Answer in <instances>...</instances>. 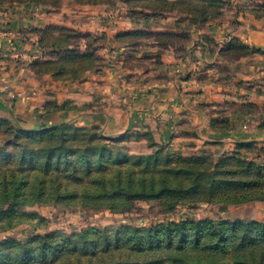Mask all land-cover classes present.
Segmentation results:
<instances>
[{
    "label": "crops",
    "instance_id": "obj_1",
    "mask_svg": "<svg viewBox=\"0 0 264 264\" xmlns=\"http://www.w3.org/2000/svg\"><path fill=\"white\" fill-rule=\"evenodd\" d=\"M125 1L0 2V119L27 130L77 122L107 137L147 130L187 154L264 167V14L232 0L187 41L165 40L180 30L137 19ZM57 50L88 58L79 75L55 73ZM227 214L264 220V200L231 204Z\"/></svg>",
    "mask_w": 264,
    "mask_h": 264
},
{
    "label": "rangeland",
    "instance_id": "obj_2",
    "mask_svg": "<svg viewBox=\"0 0 264 264\" xmlns=\"http://www.w3.org/2000/svg\"><path fill=\"white\" fill-rule=\"evenodd\" d=\"M225 1L179 0L180 4L163 8V17L148 20H153L151 24L168 20L180 30L169 34L187 41L193 21L203 22L213 13L200 8L217 13ZM150 3L135 1L143 12L163 10ZM245 9L262 15L264 0H248ZM149 32L153 37L155 33ZM79 63L60 61L55 68L62 75L67 69L76 75ZM219 157L187 154L147 130L107 137L99 127L77 122L27 132L15 120L0 121V264H226L236 256L248 261L253 249H264L263 233L256 231L240 247L242 234L228 238L231 234L219 235L213 226L264 225V220L226 218L228 206L236 203L225 202L264 190V183L245 184L264 182V168L246 170L234 159ZM118 168L125 181L134 175L137 182L140 173L148 171L157 181L166 177L169 184L179 186H173L174 192L154 191L148 196L130 197L126 190L113 196L101 183L118 181ZM13 174L19 175L17 185L11 183L6 195L2 182L12 180Z\"/></svg>",
    "mask_w": 264,
    "mask_h": 264
},
{
    "label": "trees",
    "instance_id": "obj_3",
    "mask_svg": "<svg viewBox=\"0 0 264 264\" xmlns=\"http://www.w3.org/2000/svg\"><path fill=\"white\" fill-rule=\"evenodd\" d=\"M25 1H30V0H0V2L2 3H8V2H25ZM38 1L40 3H45L48 5H53V6H60L61 4H63L62 0H35ZM90 1V2H107L110 4V0H86L85 2ZM125 1V0H123ZM135 1H139V0H126L125 2H127V4L129 5V13H133V15H137L136 18L139 20H148L151 19V15H154V17H159V15H163V11L165 9V7L169 8V6L171 5L172 7L175 5L180 4L179 0L177 1H171V0H148L151 3L147 4L148 6H151V8L154 9H163L162 11H147V12H143L142 10H138V4H135ZM217 0H209V2H214L216 3ZM117 2V1H116ZM115 2V3H116ZM232 2V0H226L225 3L223 4V6H220L219 11L217 13H214V11H216V9H212V8H207V7H201L200 9L205 11V12H209V11H213V13H210L208 15L209 19H216L222 16L223 11L225 9L226 6L230 5V3ZM114 4V3H113ZM162 4V5H161ZM264 14V13H262ZM207 19V20H209ZM196 20L193 21V24H196ZM166 34V33H164ZM175 36L174 34H169L167 33L166 35L163 36V39L165 38V40H170L172 37L171 36ZM129 36V35H127ZM136 35H130L129 37L131 39L134 40V37ZM137 37V36H136ZM170 37V38H169ZM175 38V37H174ZM57 52H59V57L55 59V61L53 62V64H51L52 67L55 68L56 65L59 64V62L64 61V63L66 65H69V62L71 64H74L75 62H80V66L82 68L83 64H87L88 62V58L86 56H82V55H77L76 57H69V58H65L64 55H61L60 51L57 50ZM90 59V58H89ZM81 68L78 71L79 73H76V75H79L81 72ZM55 71H58L61 74V71L57 68H55ZM71 70L67 69L65 70V74H69ZM75 71V70H73ZM72 74H74L72 72ZM1 122L4 121H8V120H1ZM67 124V123H64ZM63 125V124H61ZM59 126V125H58ZM44 128V127H42ZM42 128L38 129V130H27L25 128L22 127L23 130L27 131V132H36L41 130ZM225 158V159H224ZM227 158H231L234 159L237 163H242L243 165L241 166L242 169H246V170H251V171H257V170H262V168H264L263 166L260 165H256L255 163H252L248 160L245 159H241V158H234V157H223L220 158L221 160H226ZM116 171H118V174L121 176V178L117 181L115 179L110 180V182H107L106 180H102L101 183V187L104 191H106L107 193H111L113 196L118 195V192L121 190H126L127 193L130 197H137V196H148L151 195L152 192L154 191H158V193L160 192H166V191H172L174 192V190H176L177 188L173 187V186H179L176 184H169L168 180L166 179V177H163L161 180L157 181V179L155 178L154 174H152L151 172L148 171H143L140 174L141 175V179H139V181L135 182L134 179V175L127 179L126 181L122 179L123 177V171L118 168L115 169ZM167 171H169V169H166ZM180 170L182 169H179ZM178 170L176 168H174L172 171H176L178 172ZM6 175L3 177L5 178ZM8 177V175H7ZM19 175L18 174H13L12 175V180H5L2 182V191L5 192V194L7 195L9 192H11V187L12 184L13 185H17V183H15L18 180ZM150 178V179H148ZM12 183V184H11ZM258 183H264V182H248L246 181L245 184H251V185H257ZM156 189V190H155ZM42 190H44V188H42ZM100 195H105L101 192ZM264 200V190H258L256 192V194L253 195H248L245 196L244 198H232V197H228L225 202L227 203H236V204H241V203H245L248 201H253V200ZM237 220H241V219H237ZM245 221V220H243ZM256 221H260V220H256ZM220 224H222L223 226H221ZM226 226V227H225ZM214 229H217V231L220 234H226V236H228V234H231L228 238H232L234 239L235 237H239L240 234H242L241 236V245L240 247L244 244V242L246 241L247 238L249 237H253L251 235L253 234H257L256 231L259 232V234L262 235L263 233V239H264V225L261 224L260 222H253V223H243V222H226V223H219V225L217 227L213 226ZM256 236V235H255ZM213 246L218 247L217 244H214ZM230 248H236V246H229ZM229 247H225V252H228L227 250L229 249ZM252 253L249 256V260H251V262L246 261V257L242 256L243 258L241 259L239 256L235 258V260H233L232 258H229V260H227L226 264H259V263H264V249L263 248H258V249H253V251H251Z\"/></svg>",
    "mask_w": 264,
    "mask_h": 264
}]
</instances>
